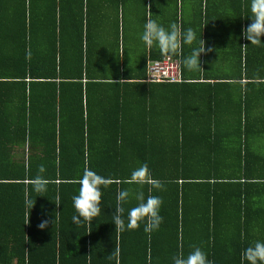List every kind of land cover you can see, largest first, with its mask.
<instances>
[{
    "label": "trees",
    "instance_id": "1",
    "mask_svg": "<svg viewBox=\"0 0 264 264\" xmlns=\"http://www.w3.org/2000/svg\"><path fill=\"white\" fill-rule=\"evenodd\" d=\"M93 1L38 0L41 15L50 18L47 27L59 29L52 36H68L70 46L57 58L51 36L41 54L27 59L25 18L29 13L33 19L35 0H0V20L8 17L0 21V264H116L108 257L117 242L119 264H173L178 251L187 254L193 246L213 264H242V252L264 241V41L254 46L242 36L251 23L248 0H238L237 43L230 51L235 67L230 73L201 71L217 76L221 90L229 85L223 79H236V108L231 115L221 110L205 116L202 131L180 126L174 113L171 137L149 116L154 85L133 81L145 79L147 61L138 69L100 68L91 61ZM190 53L183 47L178 56L182 81L189 72L182 60ZM181 83L156 86L164 91ZM145 163L163 190L149 193L147 185L124 183ZM40 165L45 172L39 173ZM85 167L113 183L101 189L100 215L77 227L72 198ZM37 175L49 181L45 193L31 187ZM118 189L162 198L159 229L148 234L141 223L115 232ZM26 199L35 204L29 224ZM136 203L124 204L125 223Z\"/></svg>",
    "mask_w": 264,
    "mask_h": 264
},
{
    "label": "crops",
    "instance_id": "2",
    "mask_svg": "<svg viewBox=\"0 0 264 264\" xmlns=\"http://www.w3.org/2000/svg\"><path fill=\"white\" fill-rule=\"evenodd\" d=\"M92 5L95 15L91 30L93 37L89 44L95 52L91 61L96 67L138 69L140 64L147 61L151 55L161 54L157 47L148 49L141 40L149 8L152 19L166 29L170 24L177 23L185 31L188 28L195 31L196 41L192 45L185 44L184 49L192 51L194 48H199L201 41L205 40L206 49L211 51L206 50L201 54L202 68L205 66L214 74L226 72V70L230 73V69L235 67L230 51L237 43L235 36L238 0H124L120 2L119 0L115 2L94 0ZM3 13H7L6 10ZM41 13L38 0H35L33 19L30 18L29 13H26V33H22L27 41L25 52L27 59H31L32 54H41L40 52H43L49 44L48 37L53 35L54 30L55 36L59 32L58 28L50 31L46 24L50 18L43 17ZM67 17L68 14L63 17V33L68 27ZM7 18L6 14L1 15L0 21L6 23ZM53 43L58 51L57 58H59V51L67 50L70 46L68 36L63 37L61 41L53 37ZM201 71L202 69L197 72H187L188 76L181 81V84L175 88L167 87L164 91L156 84L167 82L133 80L154 85L155 94L152 96L151 107L153 112L151 111L149 116L152 117L156 128L165 135L171 137L170 133L175 122L174 113L180 114L182 119L180 126L185 124L196 131H202L207 125V122L203 120L205 116L221 110L224 114L228 112L231 115L232 110L236 108L237 92L235 90L238 87L236 79H233V76H229L228 79L222 78V81L229 84L223 87V90L228 89V91H223L215 84L218 81L217 76H204ZM230 229L232 228L229 227ZM234 232L232 236H235Z\"/></svg>",
    "mask_w": 264,
    "mask_h": 264
},
{
    "label": "clouds",
    "instance_id": "3",
    "mask_svg": "<svg viewBox=\"0 0 264 264\" xmlns=\"http://www.w3.org/2000/svg\"><path fill=\"white\" fill-rule=\"evenodd\" d=\"M248 8L250 13L248 18L251 19V23L242 28V36L250 41L251 45L262 46V41H264V39H262V37H264V0H248ZM146 16L147 19L144 23V31L141 35V40L148 49L155 46L164 56H183L184 45H192L196 41V33L192 28H188L185 31L182 29L181 25L172 23L169 28L166 29L164 26L157 23L156 20L152 19L150 8ZM206 50L211 51V49H206V42L203 39L199 48H194L187 57L183 58L182 63L188 71L197 72L203 69L201 67L200 57ZM43 172H45V168L43 165H40L39 173ZM77 182L79 184L78 194L74 195L72 198L77 215H73L72 222L78 227L83 222L92 224L93 220L100 215V206L103 196L101 189L102 187H109L110 184L113 183V180L103 177L90 168L85 167L82 176ZM30 183L32 189L40 194L47 191L49 181L42 175H37L31 179ZM124 183L139 185L141 188L147 185L149 186V193H151L153 189H164V185L159 180L153 178L147 163L134 169L130 178L126 179ZM133 198L137 203L128 209L127 223H125L124 204L129 203ZM54 203L57 206L60 205L59 196H57L56 202ZM162 204L163 200L158 196L149 194L145 197L143 191H138L133 194L129 189H118L116 207L112 214L115 232L120 233L125 230H136L140 227L141 223H144V231L148 234L158 230L164 219L163 216L160 215ZM26 205L30 208V215L26 214L25 224H29L31 210L35 204L26 199ZM47 226L48 221L45 220L42 221L38 227L43 230L46 229ZM28 251L29 250L26 249V260L28 259ZM119 256L120 248L117 242L108 258L115 259L116 264H119ZM245 261H247V264H264V241H256L242 252V264H244ZM172 262L173 264H213V262L208 259L207 254L198 246H193L191 251L187 254H185L183 250L178 251V253L172 257Z\"/></svg>",
    "mask_w": 264,
    "mask_h": 264
},
{
    "label": "built area",
    "instance_id": "4",
    "mask_svg": "<svg viewBox=\"0 0 264 264\" xmlns=\"http://www.w3.org/2000/svg\"><path fill=\"white\" fill-rule=\"evenodd\" d=\"M147 82H180L182 81L180 58L165 56L161 59H149L146 63Z\"/></svg>",
    "mask_w": 264,
    "mask_h": 264
}]
</instances>
